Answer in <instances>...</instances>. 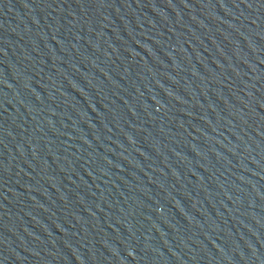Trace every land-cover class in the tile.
<instances>
[{
    "label": "water",
    "instance_id": "water-1",
    "mask_svg": "<svg viewBox=\"0 0 264 264\" xmlns=\"http://www.w3.org/2000/svg\"><path fill=\"white\" fill-rule=\"evenodd\" d=\"M0 264H264V0H0Z\"/></svg>",
    "mask_w": 264,
    "mask_h": 264
}]
</instances>
